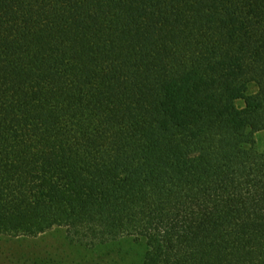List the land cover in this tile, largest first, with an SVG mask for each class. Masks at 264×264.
Listing matches in <instances>:
<instances>
[{
	"label": "trees",
	"instance_id": "obj_1",
	"mask_svg": "<svg viewBox=\"0 0 264 264\" xmlns=\"http://www.w3.org/2000/svg\"><path fill=\"white\" fill-rule=\"evenodd\" d=\"M262 136L264 0H0V235L264 264Z\"/></svg>",
	"mask_w": 264,
	"mask_h": 264
},
{
	"label": "rangeland",
	"instance_id": "obj_2",
	"mask_svg": "<svg viewBox=\"0 0 264 264\" xmlns=\"http://www.w3.org/2000/svg\"><path fill=\"white\" fill-rule=\"evenodd\" d=\"M255 91L251 86L250 92ZM260 141L264 145L263 136ZM145 250L144 242L134 237L94 248L80 246L61 227L37 237L0 235V264H141Z\"/></svg>",
	"mask_w": 264,
	"mask_h": 264
}]
</instances>
